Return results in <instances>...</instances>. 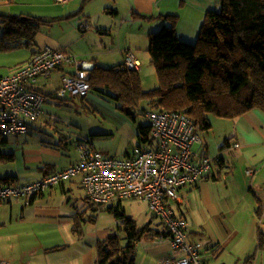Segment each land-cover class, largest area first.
Instances as JSON below:
<instances>
[{
    "label": "crops",
    "instance_id": "1",
    "mask_svg": "<svg viewBox=\"0 0 264 264\" xmlns=\"http://www.w3.org/2000/svg\"><path fill=\"white\" fill-rule=\"evenodd\" d=\"M92 1L96 0H68L64 3L57 0H0V16L49 17L51 19L45 20H56L54 23L58 24L79 15L84 19L88 18V14L83 13V7ZM117 1L97 2L103 6L105 15L114 17V22L120 18L117 41L112 48L96 50L90 49L86 44V47L74 50L73 42H65L66 39H52V48L63 50L91 67L114 59L120 65L123 63L124 53L131 51L140 62V68L136 72L143 74L142 62L147 60L145 55L148 54V35L161 28V16L176 15V36L180 41L192 44L197 38L204 15L219 10L221 2L122 0L123 5L119 6ZM92 18L96 23L93 25L95 32L104 34L107 31L105 19ZM72 21L74 31L78 28L85 32L90 28L89 22L83 19ZM83 23L86 25L82 26ZM41 48L28 54L11 72ZM74 70L73 66H63L53 70L48 76L39 78L34 84V89L45 98L41 114L37 120L29 123L26 135L10 137L13 142H9V138L2 142L0 151L12 154L13 158L0 163V179L12 177L14 184L23 185L78 161V152L68 155L67 142H63L65 138L57 132L38 138L40 141L36 143L18 142L19 138L35 131L38 127L36 122L41 124L39 119L42 116L51 118L52 113L44 112L47 109H43L44 106H66L78 115L89 110L103 113L126 126L125 129L135 137L134 146L140 145L138 127L134 122L120 113L113 103L94 92L83 99L68 96L56 98L55 92L60 87L61 78ZM6 75L8 71L0 73V77ZM51 81H56L55 87L48 93L42 92ZM152 86L154 88L156 84ZM55 114L52 116H56ZM225 123L228 130L223 133L222 138L224 142H228L221 150L212 154L206 142L197 145L200 147L198 151L192 149L202 155L205 152L204 156H220L222 163L213 165L210 174L197 184L179 189L178 200L170 206L176 216L188 222V240L201 244L200 255L204 264H248L245 260L249 256H253L249 264H264V252H254L258 229L254 212L259 206H264V111L253 110L229 121L230 124ZM57 138L58 142L52 143ZM234 144L238 146L232 148L231 145ZM89 149L97 151L91 144ZM129 153V150L125 151L122 158ZM227 155L230 156L229 160ZM117 202L122 206L121 201ZM140 202L146 206V213L140 215L139 212L132 211L131 216H128L137 227L147 226L149 231L135 247V264H161L164 259H180L183 253L172 248L168 232L161 221L158 219L157 223L152 222L147 204ZM114 205L111 203L107 207ZM102 209L88 201L80 178L61 183L28 201L25 198L0 201V263L95 264L97 244L119 234L121 225V221L112 213L102 214Z\"/></svg>",
    "mask_w": 264,
    "mask_h": 264
},
{
    "label": "trees",
    "instance_id": "2",
    "mask_svg": "<svg viewBox=\"0 0 264 264\" xmlns=\"http://www.w3.org/2000/svg\"><path fill=\"white\" fill-rule=\"evenodd\" d=\"M159 19L162 26L148 35L147 46L157 86L144 91L139 74L121 70L123 63L110 69L94 64L89 70L90 92L113 103L131 121H135L137 110L142 116L146 111L178 113L192 120L199 132L209 131L208 115L234 120L253 110L264 111V0H221L219 10L204 15L192 44L176 36V15ZM55 21L27 15L0 16V51L15 49L22 38H28L26 47L35 45L40 27ZM138 131L140 145L150 143L149 126L141 125ZM5 141L0 137V146ZM12 158V154L0 151V163ZM221 163L220 158L213 165ZM13 182L12 177L0 179V185ZM102 210L121 221V233L97 244L95 264H135V247L148 227L138 229L119 204ZM254 216L258 221L254 252H264V206H259ZM187 233L188 229L186 240L198 244L200 254L201 244L188 240ZM252 259L249 256L245 261L249 264Z\"/></svg>",
    "mask_w": 264,
    "mask_h": 264
},
{
    "label": "built area",
    "instance_id": "3",
    "mask_svg": "<svg viewBox=\"0 0 264 264\" xmlns=\"http://www.w3.org/2000/svg\"><path fill=\"white\" fill-rule=\"evenodd\" d=\"M86 65L63 50L46 46L33 53L21 67L0 77V136L27 134L29 123L39 118L45 100L44 95L34 89V84L55 69L75 68L73 73L61 78L56 98H85L90 93ZM139 68L140 62L134 53L126 51L121 70L138 71ZM143 118L150 128L147 145L134 146L126 157L110 158L78 144L77 162L34 182L0 185V201L11 198L28 201L61 183L80 178L88 201L98 207L129 199L147 204L149 212L169 233L172 248L183 253L180 259H164L161 264H204L199 245L186 240L188 223L175 215L170 204L178 200L179 189L195 185L204 178L220 156L209 157L192 151L202 140L195 123L185 115L146 111Z\"/></svg>",
    "mask_w": 264,
    "mask_h": 264
},
{
    "label": "rangeland",
    "instance_id": "4",
    "mask_svg": "<svg viewBox=\"0 0 264 264\" xmlns=\"http://www.w3.org/2000/svg\"><path fill=\"white\" fill-rule=\"evenodd\" d=\"M98 1L99 0L92 1L91 3H87L83 7V13L88 14V18L84 19L82 15H79L58 24L53 23L51 26L42 25L40 27V30L34 36L35 45L32 44L31 47H26L24 44L28 43V38H22L20 43L17 42L19 45L15 47V49L1 50L0 73H7L8 71V74H10L11 70L17 67V65L22 62L28 54L38 48L46 47V45L48 47L51 46L52 48L54 45L52 44V39H66L65 42H73L72 45L74 50L84 48L86 47V44L90 49L94 48L96 50H100L102 48L104 49V47L107 49L112 48V46H114L117 41V31L121 24L120 18L114 22V17L108 16L107 14L105 15V12L102 9L103 6L98 5ZM117 3L119 4V6L123 5L122 0H118ZM92 16L101 18L103 17L105 19L104 24L107 23V31L104 32V34L100 32H95V29H93L95 26L93 25H95L96 23L95 21H93ZM42 19L44 20L51 18L44 17ZM76 19H83L85 21H88L90 28L85 32L79 31L78 28H75L74 31L72 20ZM155 31L157 30H154V32ZM111 42H114V44H112ZM147 45L148 42L146 44V49ZM145 58H147V60L142 62L144 73L139 74V76L140 81H142L141 88L144 91H147L153 89L151 88L153 87L152 84L154 86L156 84L157 86V79L155 71L149 63L148 54L145 55ZM116 61V59L112 61L109 60L103 65H98L101 68L110 69L119 64V62ZM55 85L56 81H51L49 85L42 90V92L48 93L52 90L53 87H55ZM45 108L47 109L44 110V112L52 114L57 113V115L55 114L56 116L53 117L51 114V118L49 117L50 119H47L45 118V116H42L39 119V121H41V124L38 123V121L36 122L38 127L35 128V131H31L30 134H28L26 137L19 138L18 142L22 143L23 141L24 144L36 143L40 141L38 138H45L47 134H53L54 132H57L65 138L63 142H67L66 152L68 155H75L77 153L76 146L78 144H82L87 149L90 148L91 144L92 147H94L98 152H101L103 155L108 156L110 158H122L124 152L128 150L129 152H131L133 146L135 145V137L130 131L125 129L126 126L117 123L114 119L110 118L109 116L106 117L103 113H98L96 111L89 110L88 112L81 113L78 115L75 114L74 110L68 109L66 106H44L43 109ZM136 112L137 114L135 115V121H132L134 122L136 128L141 125H147L143 116L139 114L140 111L137 110ZM132 114L133 112H131V115ZM208 120L210 121V126L211 124L212 126L210 127L208 132L200 131V137L202 142H206V144L209 145V151L214 154L217 153L219 149L221 150L223 144H225L222 137L224 136L223 133L227 132L228 125H224V122H226L225 124H230L228 122L231 120H226L223 122V120L225 119L216 118L212 115H208ZM62 136L60 137L61 139H63ZM7 138H9V142H13L12 139L10 140V137ZM58 140L59 138H57L56 142L52 143H57ZM192 149L193 151H198L200 147L196 145L193 146ZM204 155H206L205 152ZM227 159H230L229 155H227ZM114 204V206H117L119 203L115 201ZM121 204V209L124 211V213H126L125 215L128 218V215L131 216L132 211L139 212L140 215L146 213V206L141 203L138 199L121 201ZM102 214L106 215L108 213L104 211L102 212ZM150 220L154 223H157L158 218H155L150 213ZM137 228L141 229L142 226L138 225ZM119 233H121V231H119Z\"/></svg>",
    "mask_w": 264,
    "mask_h": 264
},
{
    "label": "water",
    "instance_id": "5",
    "mask_svg": "<svg viewBox=\"0 0 264 264\" xmlns=\"http://www.w3.org/2000/svg\"><path fill=\"white\" fill-rule=\"evenodd\" d=\"M85 69H86L87 71H89V70L91 69V65H90V66H86Z\"/></svg>",
    "mask_w": 264,
    "mask_h": 264
}]
</instances>
